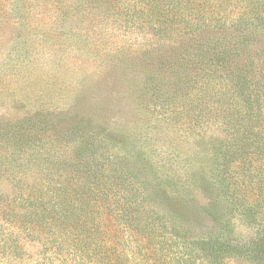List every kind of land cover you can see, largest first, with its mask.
I'll list each match as a JSON object with an SVG mask.
<instances>
[{
  "label": "trees",
  "instance_id": "trees-1",
  "mask_svg": "<svg viewBox=\"0 0 264 264\" xmlns=\"http://www.w3.org/2000/svg\"><path fill=\"white\" fill-rule=\"evenodd\" d=\"M135 1L139 9L121 11L126 26L151 29L161 51V73L149 74L144 89L163 101L166 119L222 128L194 179L210 200L160 187L144 152L132 158L81 120L37 116L2 129L0 160L34 154L45 177L19 189L5 214L20 208L56 254L78 264H264V0ZM54 7L67 16L69 5ZM226 214L254 229L251 244L231 237Z\"/></svg>",
  "mask_w": 264,
  "mask_h": 264
},
{
  "label": "rangeland",
  "instance_id": "rangeland-1",
  "mask_svg": "<svg viewBox=\"0 0 264 264\" xmlns=\"http://www.w3.org/2000/svg\"><path fill=\"white\" fill-rule=\"evenodd\" d=\"M60 1L0 0V138L10 121L37 116L81 120L86 128L132 149V158L138 160L137 152H144L160 187L187 191L200 203L210 200L194 179L207 169L222 128L205 122L188 129L182 119L168 120L163 101L154 102L144 89L149 74L161 73V51L151 29L129 28L121 12L141 5L135 0L94 7ZM63 4L69 5L67 16L54 7ZM258 47H264V40H258ZM19 157L0 160V264H78L71 256L56 254L36 223L20 216V208H13L16 216L5 214V203L15 206L19 189L45 180L32 165L34 154ZM224 219L238 243L254 241V229L237 215ZM144 264L155 263L149 259Z\"/></svg>",
  "mask_w": 264,
  "mask_h": 264
}]
</instances>
